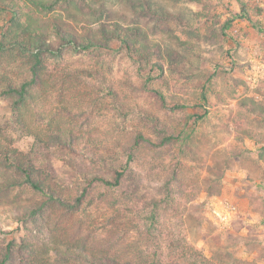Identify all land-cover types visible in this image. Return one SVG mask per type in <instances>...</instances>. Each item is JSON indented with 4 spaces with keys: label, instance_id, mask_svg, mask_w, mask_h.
<instances>
[{
    "label": "rangeland",
    "instance_id": "374dc122",
    "mask_svg": "<svg viewBox=\"0 0 264 264\" xmlns=\"http://www.w3.org/2000/svg\"><path fill=\"white\" fill-rule=\"evenodd\" d=\"M17 23L61 53L42 58L31 125L46 133L51 119L88 134L104 161L38 147L0 94L10 145L52 165L70 198L86 188L80 210L49 205L31 219L18 206L34 201L29 189L0 191V242L33 247L40 261L75 263L86 251L144 264H264V0H0V75L12 81L30 77L32 60ZM113 23L134 55L117 39L59 46L54 31L84 43L104 40ZM113 168L126 170L119 186L92 179Z\"/></svg>",
    "mask_w": 264,
    "mask_h": 264
},
{
    "label": "trees",
    "instance_id": "16d2710c",
    "mask_svg": "<svg viewBox=\"0 0 264 264\" xmlns=\"http://www.w3.org/2000/svg\"><path fill=\"white\" fill-rule=\"evenodd\" d=\"M16 27L18 29L15 33L16 36L18 34L24 36L23 42L17 41V43L27 48L26 51L29 52L32 60L29 68V78L26 77L12 81V79L0 75V82L2 81L0 94L8 96L11 99L10 107L14 115V121L25 133L32 135L38 147L44 150H63L83 161H88L86 163L94 167H100L101 161H104L102 160L103 157L94 151L91 138L88 134L59 125L54 127L52 126L51 119L46 123V127L49 128V131H46V133H43V130L38 126L31 125L30 118L27 115V106L32 97L31 89L41 81L40 67L42 65V58L45 54H53L56 51L57 53L60 52V47H55L49 40H46L43 34L39 33L40 31H32L28 26L19 23H17ZM112 27H114V33H108L105 28H101L104 40H99L94 35L87 34L84 43L78 42L74 34L68 33L57 26L54 27V31L58 41L61 42L59 46L68 45L72 48L78 46L82 49L91 47L107 48L108 40L117 39L126 50L129 51L130 49L129 53L134 55L136 49L131 47V43H129L127 37L122 34L120 25L113 23ZM5 38V35L2 34L0 50L6 47ZM36 114L40 119V113L36 112ZM50 127H54L55 130H51ZM169 139L168 137L167 140ZM33 158H37L35 152L27 154L25 157L24 154L12 147L9 140L0 133V176L8 173L12 175L10 180H6L3 184H0V191L4 194L7 190H11V188L16 190L29 189L33 193L32 197L35 198L34 201L21 205L17 204L29 219L41 214L49 205L65 207L69 210H80V207L83 205V198L86 195V188L78 191L76 195L70 198L68 194L58 190L60 180L53 174L54 168H52V165L39 164L37 159L34 160ZM109 171H111L110 177L94 173L92 179L105 187L119 186L126 172L125 168H113L109 169ZM5 199L8 201L7 197ZM25 248L32 249L31 253L26 254ZM34 250L33 247H27L23 243L17 244L14 239L3 240L0 242V264H63V262L65 264H81L82 262L83 264H144L140 261L131 259L119 260L115 257L96 255L86 251H80L75 256V263L61 258L52 261L46 258L44 261H40L37 259V255L34 254ZM49 250V247H45V253L49 252ZM63 253H66V251ZM76 260L79 263H76ZM152 264L163 263L159 260L157 263ZM167 264H170V262ZM187 264L212 263L206 261L204 258L196 257L195 261L187 262Z\"/></svg>",
    "mask_w": 264,
    "mask_h": 264
},
{
    "label": "built area",
    "instance_id": "2783aa9c",
    "mask_svg": "<svg viewBox=\"0 0 264 264\" xmlns=\"http://www.w3.org/2000/svg\"><path fill=\"white\" fill-rule=\"evenodd\" d=\"M230 208H234V206H230Z\"/></svg>",
    "mask_w": 264,
    "mask_h": 264
}]
</instances>
